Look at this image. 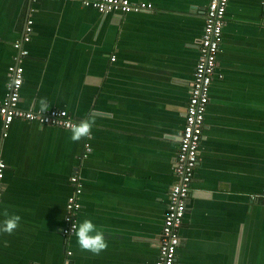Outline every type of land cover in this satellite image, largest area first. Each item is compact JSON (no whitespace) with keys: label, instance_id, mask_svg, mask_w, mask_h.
<instances>
[{"label":"crops","instance_id":"1","mask_svg":"<svg viewBox=\"0 0 264 264\" xmlns=\"http://www.w3.org/2000/svg\"><path fill=\"white\" fill-rule=\"evenodd\" d=\"M129 1L152 9L0 0V99L17 62L19 108L43 98L77 122L95 120L91 137L73 142L70 130L21 120L2 139L0 118V223L5 210L21 217L11 235L0 232V264L155 263L210 0ZM27 18L28 53L15 60ZM73 174L78 225L91 220L108 244L98 256L61 235ZM263 188L264 0H229L175 264H264V203L251 200Z\"/></svg>","mask_w":264,"mask_h":264},{"label":"built area","instance_id":"2","mask_svg":"<svg viewBox=\"0 0 264 264\" xmlns=\"http://www.w3.org/2000/svg\"><path fill=\"white\" fill-rule=\"evenodd\" d=\"M31 4L35 0H24ZM62 1V0H53ZM81 5L91 8L100 14L107 13H139L149 11L152 5L129 0H78ZM229 0H210L204 11V27L198 42L199 57L196 63L193 78L189 83V99L185 108L184 126L181 132L180 143L173 165L176 182L172 184L168 193L167 213L161 228L158 241V255L154 264H175V254L180 245V228L186 212V203L189 197L194 170L198 163V147L202 138L204 116L209 98V88L216 75L217 55L223 40L225 13ZM29 11H31L29 9ZM33 31V21L25 20L21 42L16 41L13 48L17 51L16 58L27 55L22 48L23 43L30 41ZM115 61V57L110 58ZM9 82L5 96L0 99V118L3 123L2 139L7 135L5 129L14 121L21 120L36 123L42 126H51L70 130L69 122L78 123L65 110L50 108L46 113L40 114L39 109H21L18 106L20 89L23 82V68L17 62L7 69ZM89 139V138H88ZM1 145V142H0ZM85 158L91 151V144H84ZM0 161L4 163L0 157ZM5 167L0 169V196L4 188ZM71 194L65 203L64 227L61 230L63 239H68L78 227V213L80 210L79 197L82 194V181L79 175L73 174L69 178ZM264 203V188L251 200ZM73 225V231H72ZM71 252L68 251V255ZM68 264V263H66Z\"/></svg>","mask_w":264,"mask_h":264},{"label":"clouds","instance_id":"3","mask_svg":"<svg viewBox=\"0 0 264 264\" xmlns=\"http://www.w3.org/2000/svg\"><path fill=\"white\" fill-rule=\"evenodd\" d=\"M39 105L40 114L48 111L49 105L46 99L42 98ZM94 125L95 120L93 118L82 119L78 123L69 122L71 131L70 139L73 142H78L82 138H90ZM4 167V163L0 161V169ZM3 214L6 218L0 223V232L11 235L20 226L21 217L15 214L10 215L7 210H5ZM75 237L79 248L93 255L98 256L108 248L104 232L89 219L83 220L78 227H76Z\"/></svg>","mask_w":264,"mask_h":264}]
</instances>
